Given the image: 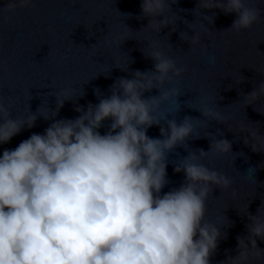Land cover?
I'll return each mask as SVG.
<instances>
[{"label":"clouds","instance_id":"9594fccd","mask_svg":"<svg viewBox=\"0 0 264 264\" xmlns=\"http://www.w3.org/2000/svg\"><path fill=\"white\" fill-rule=\"evenodd\" d=\"M33 2L3 0L11 13ZM177 3L141 0L138 19H147L141 31L133 33L124 23L114 38L104 34L105 47L120 48L132 38L146 42L141 51L153 63L150 70L117 78L107 93L96 89L95 104L76 103L84 96L82 85L79 92L71 86L54 89V107L43 103L36 112L28 107L16 114L0 99V146L35 127L37 119L49 122L42 133L33 132L0 152V264H212L232 225L224 214L223 221L209 218V200L214 189L231 190L234 198L236 192L233 179L211 162L225 157L232 162L235 155L232 141L206 129L210 121L227 125L228 117L218 107L216 90L195 91V99L185 106L202 119L177 120L187 69L160 33L176 31L178 22L183 23L189 31H181L180 40L189 49L206 51L203 41L214 33L209 26L217 11L235 15L223 32H245L264 20V0H197L193 22L173 11ZM137 33L143 37L138 39ZM111 61V67L125 72L132 62L128 56ZM254 70L261 79L241 93L244 109L264 101V67ZM232 80L244 82L241 75ZM68 101L77 115L58 118ZM152 127L159 128L158 137L147 134ZM233 132L252 152L264 153L258 124L241 123ZM201 135L209 140L208 150L189 149V139ZM178 147L187 155L170 160ZM170 163L174 173L183 175L175 187H168ZM255 171L239 175L257 187ZM262 209L264 199L255 214L248 205L246 213L239 212L247 219L246 235L236 237L235 255L226 254L221 264H264V248L258 246V241L264 243Z\"/></svg>","mask_w":264,"mask_h":264},{"label":"water","instance_id":"95a60500","mask_svg":"<svg viewBox=\"0 0 264 264\" xmlns=\"http://www.w3.org/2000/svg\"><path fill=\"white\" fill-rule=\"evenodd\" d=\"M140 2L34 0L31 7L17 8L11 13L0 0V99L10 105L16 114H21L28 107L36 112L43 103L42 106L48 104L50 108L54 107L55 98L51 95L54 89L71 86L79 92L82 85L84 96L78 98L76 103L85 106L97 102L96 89L107 93L117 78L129 76L134 70H150L153 62L141 51L146 47V42L127 39L120 48L102 44L104 34L114 38L123 31L124 23L133 33L142 30L147 19H138ZM196 4L197 0H178L173 11L182 19L193 22L192 11ZM234 19V14L226 16L216 12L214 22L209 26L214 33L211 39L203 41L206 51H202L200 46L189 49V44L180 40L179 33L189 31L183 23L178 22L176 31L168 28L160 33V38L177 51L178 63L187 69L180 85L186 90L179 98L177 120L184 116L202 119L198 111L185 106L186 102L195 99V91L216 90L218 107L228 117L227 125L210 121L206 129L211 135L219 138L222 133L223 138L232 141V153L235 155L232 162L231 157L211 162L213 167L233 179L232 187L236 192L234 198L231 190L220 192L214 189L213 199L209 200V218L223 221L224 214L232 225L227 229V238L220 241L212 264H221L226 254L235 255L236 237L246 235L247 219L239 212L246 213L248 205V211L255 214L264 199V187L260 186L264 185V168L260 167L264 163V153L252 152L243 143L242 137L233 132L236 125L241 123L258 124L264 132V101L245 109L239 103L241 93L250 92L261 79L254 69L258 71L264 67V20L245 32H223ZM135 35L138 39L143 37V33ZM97 40L101 43L93 50L91 47ZM127 56L132 61L127 72L111 67V59ZM109 68L107 77L97 75L101 70L107 72ZM240 75L244 82L236 85L232 79ZM73 109L71 101L65 102L58 118H74L77 113ZM48 123L37 119L35 127L22 131L9 144L0 146V152L4 148H15L33 132L42 133ZM147 134L158 137L159 128L152 127ZM187 143L191 150L207 151L209 148V140L203 135L199 139H189ZM186 155L187 152L178 147L169 159L176 160ZM249 168L256 169L254 179L257 187L253 182L242 180L239 175L246 174ZM167 173L168 187L178 186L182 182L183 175L174 173L171 163ZM167 190L166 187L164 191ZM258 246L264 248V243L258 241Z\"/></svg>","mask_w":264,"mask_h":264}]
</instances>
